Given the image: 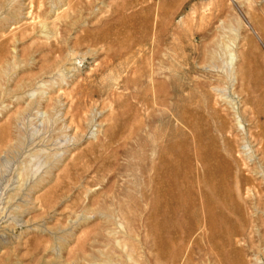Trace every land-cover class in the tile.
Here are the masks:
<instances>
[{
	"label": "rangeland",
	"instance_id": "rangeland-1",
	"mask_svg": "<svg viewBox=\"0 0 264 264\" xmlns=\"http://www.w3.org/2000/svg\"><path fill=\"white\" fill-rule=\"evenodd\" d=\"M0 264H264V0H0Z\"/></svg>",
	"mask_w": 264,
	"mask_h": 264
},
{
	"label": "bare ground",
	"instance_id": "bare-ground-1",
	"mask_svg": "<svg viewBox=\"0 0 264 264\" xmlns=\"http://www.w3.org/2000/svg\"><path fill=\"white\" fill-rule=\"evenodd\" d=\"M214 153V152H213ZM204 154V153H203ZM213 155V154H212ZM208 156V155H207ZM219 156V155H218ZM217 156V157H218ZM203 158V157H202ZM218 159H220L219 161H218V165H216L217 167H216V170H214L213 171V173H212V179L211 180H213L212 181V184L214 185L215 184V182H216V185H218L219 186V189L217 190L216 188H215V190H212V193L211 194H209V196L207 197L206 196V199H205V202L203 201V204H202V206H203V208L205 209V210H209L211 213H214L212 210V207H210V205L212 204V200L216 197V199H218V198H220V196H222V194H223V189L225 188V185H226V183H227V181H228V176H229V171L227 170V169H224V167H222L221 165L223 164H227L228 162L226 161V160H224L222 157H220L219 156V158ZM176 169V168H175ZM174 169V170H175ZM179 169V168H178ZM222 169H224V170H222ZM177 170V169H176ZM228 175V176H227ZM229 182V181H228ZM169 185V184H168ZM174 187H176L175 185H173ZM174 187H172V188H174ZM216 187V186H215ZM222 189V190H221ZM174 191V190H173ZM172 191V192H173ZM225 192V191H224ZM205 194H207V193H205ZM172 195V194H171ZM174 195V194H173ZM208 195V194H207ZM180 196V195H179ZM174 198H175V196H173ZM202 200V199H201ZM229 201V200H228ZM202 202V201H201ZM218 203V202H217ZM198 204V203H197ZM219 207L222 209V205L220 204L219 205ZM207 208V209H206ZM219 211V210H218ZM209 214V213H208ZM220 214V215H219ZM219 216L220 217H222L224 214L221 212V211H219ZM214 214H212V216H213ZM218 216V217H219ZM210 222H212V221H210ZM209 223V222H208Z\"/></svg>",
	"mask_w": 264,
	"mask_h": 264
}]
</instances>
